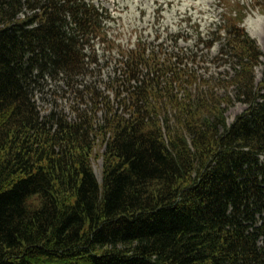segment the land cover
Instances as JSON below:
<instances>
[{
    "label": "trees",
    "instance_id": "1",
    "mask_svg": "<svg viewBox=\"0 0 264 264\" xmlns=\"http://www.w3.org/2000/svg\"><path fill=\"white\" fill-rule=\"evenodd\" d=\"M104 18L85 0H0V264H264L257 43L217 27L204 46L232 73L205 78L184 54L121 47ZM95 38L117 49L116 91L89 115L41 116L34 85L91 72Z\"/></svg>",
    "mask_w": 264,
    "mask_h": 264
},
{
    "label": "rangeland",
    "instance_id": "2",
    "mask_svg": "<svg viewBox=\"0 0 264 264\" xmlns=\"http://www.w3.org/2000/svg\"><path fill=\"white\" fill-rule=\"evenodd\" d=\"M85 1L92 3L104 15L105 30L116 44L135 48L140 41L146 48H159L166 55L184 54L186 59L183 62L205 78H222L232 73L228 63L218 60L220 56L216 58L219 42H213L209 50L204 46V42L213 37L210 33L228 20L243 27L264 54V0ZM238 5L243 8H238ZM90 43L93 47L85 49V53L96 60L89 67L91 72L75 78L73 82L58 76L55 80L46 77L34 85L32 95L41 116L53 111L63 114L68 120H73L78 113L89 115L94 110L96 97L116 91L111 81L119 76L115 59L117 49L108 51L98 38ZM192 54L196 57L193 63L190 59ZM261 61H264L263 56ZM261 72L262 67L258 66L255 69L256 81H260ZM97 105L99 110L95 113L101 118L102 105ZM114 107H117L116 103ZM245 108L242 103L233 104L225 113L226 122L230 124ZM91 167L98 183H101V158L92 160Z\"/></svg>",
    "mask_w": 264,
    "mask_h": 264
},
{
    "label": "bare ground",
    "instance_id": "3",
    "mask_svg": "<svg viewBox=\"0 0 264 264\" xmlns=\"http://www.w3.org/2000/svg\"><path fill=\"white\" fill-rule=\"evenodd\" d=\"M252 36V35H251Z\"/></svg>",
    "mask_w": 264,
    "mask_h": 264
}]
</instances>
